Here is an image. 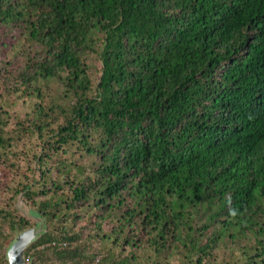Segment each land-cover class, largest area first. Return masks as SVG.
Instances as JSON below:
<instances>
[{
  "label": "trees",
  "instance_id": "1",
  "mask_svg": "<svg viewBox=\"0 0 264 264\" xmlns=\"http://www.w3.org/2000/svg\"><path fill=\"white\" fill-rule=\"evenodd\" d=\"M264 264V0H0V264Z\"/></svg>",
  "mask_w": 264,
  "mask_h": 264
},
{
  "label": "water",
  "instance_id": "2",
  "mask_svg": "<svg viewBox=\"0 0 264 264\" xmlns=\"http://www.w3.org/2000/svg\"><path fill=\"white\" fill-rule=\"evenodd\" d=\"M25 209L28 210V213L25 211V214L32 218L34 223L23 229L16 228L14 237L5 251V259L8 264H32V259H27L25 250L47 229V220L44 216L34 209L26 207Z\"/></svg>",
  "mask_w": 264,
  "mask_h": 264
},
{
  "label": "rangeland",
  "instance_id": "3",
  "mask_svg": "<svg viewBox=\"0 0 264 264\" xmlns=\"http://www.w3.org/2000/svg\"><path fill=\"white\" fill-rule=\"evenodd\" d=\"M16 207L20 210V212L21 213H23L24 215H26L25 214V211L28 213V210H26L25 209V207L26 208H28L25 204H24V202H23V200H22V198L20 197L17 201H16ZM24 211V212H22V211ZM27 216V215H26ZM28 217V216H27ZM32 219V218H31ZM33 220V219H32ZM33 223H34V221H33ZM14 234H15V230L13 231V236H12V238H11V240L13 239V237H14ZM10 240V241H11ZM9 244V243H8ZM8 246V245H7ZM7 248V247H6ZM5 251H6V249H5Z\"/></svg>",
  "mask_w": 264,
  "mask_h": 264
}]
</instances>
